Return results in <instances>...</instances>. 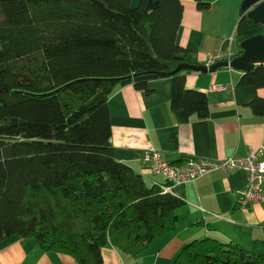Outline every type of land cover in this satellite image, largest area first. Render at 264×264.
Masks as SVG:
<instances>
[{"label":"trees","instance_id":"16d2710c","mask_svg":"<svg viewBox=\"0 0 264 264\" xmlns=\"http://www.w3.org/2000/svg\"><path fill=\"white\" fill-rule=\"evenodd\" d=\"M148 1L133 9V0H0V243L30 239L79 264H102L109 246L138 257L177 231L184 199L149 186L112 142L109 99L124 86L149 92L151 81L172 78L177 122L209 117L207 94L187 88L194 71L172 74L181 63L202 65L177 45L181 1L154 0L152 11ZM245 13L232 59L264 30ZM238 86L263 89L264 65ZM251 107L264 116V99ZM170 144L177 149L176 135ZM174 264H264V254L209 237L186 245Z\"/></svg>","mask_w":264,"mask_h":264},{"label":"crops","instance_id":"0c3cea01","mask_svg":"<svg viewBox=\"0 0 264 264\" xmlns=\"http://www.w3.org/2000/svg\"><path fill=\"white\" fill-rule=\"evenodd\" d=\"M180 1L184 14L178 46L195 52L202 65L209 53L220 51L228 59L238 52L244 0H202L210 4L205 11L199 10L195 0ZM244 75L231 68L187 75V88L205 92L209 102V117L188 124H179L172 113V78L151 81L149 92L124 86L109 99L117 159L143 174L149 186L159 183L171 187L185 205L179 210L176 232L155 239L138 257L109 246L103 249L102 264H174L186 245L209 237L264 254V202L248 208L238 203L239 193L248 185L246 172L217 170L175 186L163 176L152 175L141 162L150 151L159 153L166 162L181 163L188 159L244 158L250 148H258L264 116L255 114L251 103L264 99V88L239 87ZM223 86L224 90L213 89ZM172 135L177 137L176 150L171 148ZM0 264L79 263L62 252L45 251L33 240L14 237L0 243Z\"/></svg>","mask_w":264,"mask_h":264},{"label":"built area","instance_id":"2783aa9c","mask_svg":"<svg viewBox=\"0 0 264 264\" xmlns=\"http://www.w3.org/2000/svg\"><path fill=\"white\" fill-rule=\"evenodd\" d=\"M231 59L230 56L225 59L224 54L220 51L209 53L204 66L209 68L220 61ZM225 88L223 86L214 87L213 89L224 90ZM141 162L150 169L149 172L152 175L163 176L175 186L195 181L217 170L226 173L242 170L248 174L249 178L247 187L239 193V206L248 208L264 202V134L260 146L256 149L250 148L248 155L244 158L232 157L222 161L192 159L180 167H175L162 160L159 153L150 151L141 157ZM162 187L165 192L173 191L169 186L164 185Z\"/></svg>","mask_w":264,"mask_h":264},{"label":"water","instance_id":"95a60500","mask_svg":"<svg viewBox=\"0 0 264 264\" xmlns=\"http://www.w3.org/2000/svg\"><path fill=\"white\" fill-rule=\"evenodd\" d=\"M141 0H133L132 8L137 9ZM159 6L158 1L149 0L147 10L152 11ZM242 10L247 14V18L255 24H260L264 27V0H244ZM242 55L231 60L220 61L209 68L204 65L192 66L181 63L172 74H177L183 70H191L201 74H212L223 68H231L236 71L251 72L253 67L264 65V30L263 33L251 38H248L240 43ZM179 60H184L185 55L177 54L175 56ZM17 120H14V124Z\"/></svg>","mask_w":264,"mask_h":264},{"label":"rangeland","instance_id":"374dc122","mask_svg":"<svg viewBox=\"0 0 264 264\" xmlns=\"http://www.w3.org/2000/svg\"><path fill=\"white\" fill-rule=\"evenodd\" d=\"M237 45L239 46V44L237 43ZM178 214H179V212H178Z\"/></svg>","mask_w":264,"mask_h":264}]
</instances>
